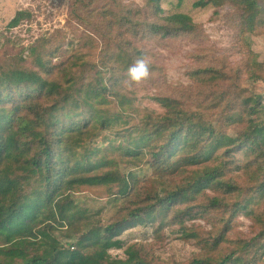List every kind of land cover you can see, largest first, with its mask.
<instances>
[{
	"label": "trees",
	"instance_id": "trees-1",
	"mask_svg": "<svg viewBox=\"0 0 264 264\" xmlns=\"http://www.w3.org/2000/svg\"><path fill=\"white\" fill-rule=\"evenodd\" d=\"M93 1L76 0L72 15L83 23L85 11L99 17L97 38L82 42L89 51L99 49L98 61L80 49L62 67L63 62L52 61L55 51L42 39L31 46L28 58L0 61V264H154L140 253L112 258L108 249L120 243L116 236L130 224L158 217L208 218L217 211L230 217L211 240L195 232L184 235L201 237L216 248L231 218L242 211L262 227L238 239L228 252L201 255L190 264H260L264 215L255 206L264 199V94L242 87L225 66L199 64L189 71L199 84L195 100L211 113L182 108L180 100L169 96H158L173 108L166 114L131 113V99L121 85L129 79V67L146 60L145 44L195 38L201 27L183 13L162 16L160 0H145L141 17L133 6L92 7ZM210 3L232 5L242 34H257L264 27V0H198L195 5ZM26 15L17 11L9 25L17 26ZM147 63L161 76L163 67ZM229 78L230 85L220 88L221 80ZM240 149L247 150L246 184L227 176ZM143 161L163 177L175 173L176 182L169 187L163 181L161 192L149 193L140 189L136 175L114 172ZM85 184L112 185V193L130 204L112 221L69 233L78 210L71 192ZM187 200L193 201L182 203Z\"/></svg>",
	"mask_w": 264,
	"mask_h": 264
},
{
	"label": "rangeland",
	"instance_id": "rangeland-1",
	"mask_svg": "<svg viewBox=\"0 0 264 264\" xmlns=\"http://www.w3.org/2000/svg\"><path fill=\"white\" fill-rule=\"evenodd\" d=\"M84 1L88 3L89 0ZM197 1L160 0L162 16L186 14L201 27V32L195 38L184 36L168 39L167 42L153 41L145 44L148 51L146 60L163 68L161 76L160 70L156 69L149 71V76L140 82L134 83L130 78L123 82L121 89L131 99L128 107L131 113L139 109L163 115L173 109L158 96L178 99L182 108L188 110L199 108L205 113H211L205 104H199L195 100L199 84L189 75V71L192 66L199 64L218 68L225 66L230 76H238L237 81L242 87L264 94V27L257 34H242L238 12L232 5L216 7L210 3L202 7L195 5ZM73 2L76 0H0V61L2 57L12 58L18 55L28 58L31 46L39 44L41 39L48 41H44V45L51 47L56 54L50 58L54 63L63 62L62 67L69 65L72 55L80 49L89 53L87 58L98 61L99 49L89 51V48H83L82 42L91 35L97 38L95 25L99 26V17H91L85 11V23L76 20L72 15ZM114 2L125 7L133 6L137 10V16L143 15L141 8L145 0H94L91 6L99 7L105 3L112 5ZM76 4L83 5L79 1ZM17 11H24L30 16L26 15L17 26L11 27L9 23ZM230 81L231 78L221 80L219 87H228ZM218 115L217 113L212 119L216 120ZM230 134L234 135L235 130L231 129ZM83 149L86 151L87 145ZM246 154V149L236 151V164L227 174L242 184L249 181L244 172ZM128 166L123 171L118 169L114 172L121 175L125 171L131 172L140 181V189L144 188L149 193L161 192L163 181L172 187L177 180L172 177L175 173L167 175L168 178L172 177L169 180L166 179L167 176L158 175L146 161ZM74 190L71 195L78 210L74 214L76 225L68 229L69 233L90 230L99 221H112L124 210L123 207L130 204L112 193V185L85 184ZM208 190L213 193V190ZM191 201L193 200L182 203ZM255 211L264 215V199L255 206ZM222 217L225 219L222 220ZM228 217L229 213L217 211L208 218L188 217L177 221L158 217L152 223L137 222L118 234L116 238L120 243L112 245L108 251L112 258L126 259L133 253H140L141 257L154 264H190L201 255L215 257L228 252V248L236 245L238 239L249 238L262 227L253 216L242 211L231 218L228 230L224 233L225 238L216 248H212V242L207 244L199 240L201 237L211 240L224 227ZM186 232L199 233L201 237H186ZM44 241L53 244L47 238ZM71 248L74 249V246ZM236 264L240 262L237 261ZM260 264H264V260Z\"/></svg>",
	"mask_w": 264,
	"mask_h": 264
},
{
	"label": "clouds",
	"instance_id": "clouds-1",
	"mask_svg": "<svg viewBox=\"0 0 264 264\" xmlns=\"http://www.w3.org/2000/svg\"><path fill=\"white\" fill-rule=\"evenodd\" d=\"M128 76L132 81L140 82L149 76V65L145 59H138L128 69Z\"/></svg>",
	"mask_w": 264,
	"mask_h": 264
}]
</instances>
